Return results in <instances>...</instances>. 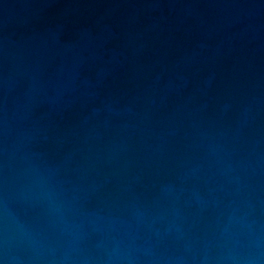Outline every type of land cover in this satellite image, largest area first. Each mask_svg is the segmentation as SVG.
Returning a JSON list of instances; mask_svg holds the SVG:
<instances>
[{"label": "water", "instance_id": "water-1", "mask_svg": "<svg viewBox=\"0 0 264 264\" xmlns=\"http://www.w3.org/2000/svg\"><path fill=\"white\" fill-rule=\"evenodd\" d=\"M0 264H264V0H0Z\"/></svg>", "mask_w": 264, "mask_h": 264}]
</instances>
